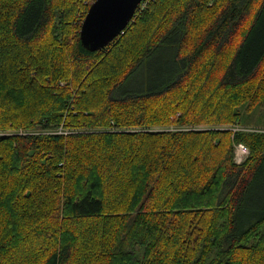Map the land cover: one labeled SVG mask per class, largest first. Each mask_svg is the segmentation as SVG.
<instances>
[{
  "label": "trees",
  "instance_id": "1",
  "mask_svg": "<svg viewBox=\"0 0 264 264\" xmlns=\"http://www.w3.org/2000/svg\"><path fill=\"white\" fill-rule=\"evenodd\" d=\"M92 1L0 0V264H264V127L220 128L264 124V0H143L90 51Z\"/></svg>",
  "mask_w": 264,
  "mask_h": 264
},
{
  "label": "water",
  "instance_id": "2",
  "mask_svg": "<svg viewBox=\"0 0 264 264\" xmlns=\"http://www.w3.org/2000/svg\"><path fill=\"white\" fill-rule=\"evenodd\" d=\"M142 0H94L81 23L79 37L90 51L102 49L129 24Z\"/></svg>",
  "mask_w": 264,
  "mask_h": 264
},
{
  "label": "rangeland",
  "instance_id": "3",
  "mask_svg": "<svg viewBox=\"0 0 264 264\" xmlns=\"http://www.w3.org/2000/svg\"><path fill=\"white\" fill-rule=\"evenodd\" d=\"M94 1V0H93ZM92 1V2H93ZM86 15V14H85ZM167 51H163L161 52V54L166 53ZM155 60H154V64H153V72L157 74V78L161 79V72L159 70L160 67L163 66V58L161 56H159V54H157V56H155ZM152 74V73H151ZM154 80H152L153 82ZM138 87V82L135 81H130L129 84L124 86V90L123 91H129V90H133L136 89ZM236 125V124H234ZM249 128L250 127H255L258 130H263L264 124H260V125H256V124H248ZM198 126V125H197ZM203 126V125H201ZM233 126V125H231ZM231 126H226V125H221L220 128H230ZM19 127H12L10 130L8 129H0V136L3 133H11L12 135L17 134V130ZM155 128H160V129H168V127H155ZM171 129L174 127H170ZM196 128H203V127H196ZM22 131L25 134H30L31 132H38V133H42L45 131H41V129L38 130H28L22 127ZM260 172V171H259ZM264 208V183L261 184L260 187H258V183L257 181L251 185L249 194L247 196V199L245 201V205H243V207L240 209V211H238V226L237 229L238 231L246 228V226L252 222L254 219H256L260 213L263 211ZM250 219V220H249Z\"/></svg>",
  "mask_w": 264,
  "mask_h": 264
},
{
  "label": "built area",
  "instance_id": "4",
  "mask_svg": "<svg viewBox=\"0 0 264 264\" xmlns=\"http://www.w3.org/2000/svg\"><path fill=\"white\" fill-rule=\"evenodd\" d=\"M145 5H146V1H143V0L139 4V6H142V7H144ZM232 129L234 131H237V130H258L255 128H249V127L240 126V125H234ZM57 132H62V131H61V129H59V130H57ZM248 154H249V149L245 144L237 143L234 145V160L236 163L242 162L247 157Z\"/></svg>",
  "mask_w": 264,
  "mask_h": 264
},
{
  "label": "crops",
  "instance_id": "5",
  "mask_svg": "<svg viewBox=\"0 0 264 264\" xmlns=\"http://www.w3.org/2000/svg\"><path fill=\"white\" fill-rule=\"evenodd\" d=\"M246 126V125H245ZM250 128H255V127H250Z\"/></svg>",
  "mask_w": 264,
  "mask_h": 264
}]
</instances>
